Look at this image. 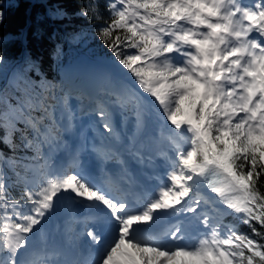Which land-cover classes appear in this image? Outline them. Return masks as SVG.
Segmentation results:
<instances>
[{"label":"snow or ice","instance_id":"6c2138e0","mask_svg":"<svg viewBox=\"0 0 264 264\" xmlns=\"http://www.w3.org/2000/svg\"><path fill=\"white\" fill-rule=\"evenodd\" d=\"M38 3L37 23H58L61 40L82 41L86 21L106 59L69 86L47 78L26 31L0 36V264H264V0ZM13 6L0 4V24ZM130 162L166 166L154 193L133 191ZM65 202L83 210L71 247L86 237L89 257L35 243Z\"/></svg>","mask_w":264,"mask_h":264},{"label":"trees","instance_id":"16d2710c","mask_svg":"<svg viewBox=\"0 0 264 264\" xmlns=\"http://www.w3.org/2000/svg\"><path fill=\"white\" fill-rule=\"evenodd\" d=\"M55 2V0H50ZM65 3L70 9L77 7L78 0H65ZM0 4L7 7L9 4L14 6L8 8L5 19L0 24V36H10L26 31L28 34V46L31 48L34 56L42 57L43 70L49 80L59 82L62 77L66 79V83L70 80L68 74L62 71V66L70 62L73 58L82 54L90 59H99L104 61L106 59L104 53L105 49L103 45L95 38L94 29L87 28L86 21H80L77 26H85L87 35L78 43H69L68 41L61 40L64 35V28L58 23L44 20L36 21L37 14H43L44 9L38 3V0H0ZM33 4L36 6L33 7ZM15 5H19L16 7ZM37 27L43 29L44 35L37 39L32 35L36 31ZM57 31L59 35L56 38V42L62 43V56L58 61H54L50 57V52L54 46L53 41L49 40V36ZM68 31H71L69 28ZM23 49V44L20 41H9L4 45V51L6 55L12 59L17 58ZM68 84V83H67ZM69 85V84H68ZM8 89L9 93L11 89L8 86V81L3 73H0V96L4 94V90ZM2 100H0V107H2ZM241 231H248L246 227H242Z\"/></svg>","mask_w":264,"mask_h":264},{"label":"rangeland","instance_id":"374dc122","mask_svg":"<svg viewBox=\"0 0 264 264\" xmlns=\"http://www.w3.org/2000/svg\"><path fill=\"white\" fill-rule=\"evenodd\" d=\"M101 62L102 61L89 59L88 57L83 56L82 54H80L77 57L73 58L70 62L64 64L62 66V71H64L66 74H68L69 77L76 76L77 80H82V79L86 78L90 73H92L100 65ZM68 84H70V83H68ZM133 120H134V117L131 116V114H130L129 115V124H131V122ZM88 137H89V140H90L92 137H96V138L99 137V135L94 131V135L88 136ZM103 146L106 147V146H108V144L105 143L103 140H101V143H99L97 145V147L105 148ZM66 209H68V208H67V204L65 203L62 206L61 210H66ZM61 210L55 216L52 217L50 223L48 224V226L44 230L43 237L37 236L35 238L38 246L42 245V244L46 245L47 243H48L47 245H49L50 243H51V245L58 244V239L57 238H55V237L51 238L50 227H52L54 225L60 226V223H59L58 219H60ZM73 211H70V220L68 222L71 231H69V233H66V236L68 237V239L70 241V243H69L70 246L72 244V239L71 238L75 237L79 233V229L77 228L75 220H74L75 212H73ZM161 218L165 219L163 216ZM173 218H175V217H173ZM77 247H80L79 249H80L81 253H83V250H87L86 247L91 249V250H93V248H91L89 246V244L87 242V238L84 237V236H80L79 239L76 240L74 249L77 250Z\"/></svg>","mask_w":264,"mask_h":264},{"label":"bare ground","instance_id":"6f19581e","mask_svg":"<svg viewBox=\"0 0 264 264\" xmlns=\"http://www.w3.org/2000/svg\"><path fill=\"white\" fill-rule=\"evenodd\" d=\"M87 119H89V118H87ZM92 140V139H91ZM63 155H64V157L66 158L67 156H65L66 154H64V153H62ZM89 155H91V157H92V160L93 161H96L97 162V157L95 156V154H92V153H88ZM64 158V159H65ZM66 161H63V165L64 166H66L67 165V163H68V158L67 159H65ZM92 162V161H91ZM92 163H94V162H92ZM66 204H67V208L68 209H66V210H61V214H60V221H59V223H60V226H57V225H54V226H52V227H50V231H51V238H53V237H55V238H57L58 239V244L60 243V240H66L67 239V237H66V229H68V230H70L69 229V224H68V222H69V220H70V211H73V212H81V211H83L82 209H79V208H77V207H75V206H73V205H71L69 202H65ZM167 218H172V216H168ZM160 222H162V219H158L157 220V222H156V224L157 223H160ZM62 225V226H61ZM35 242H36V239H35ZM36 244H37V242H36ZM38 245V244H37ZM55 247H58V245H54ZM53 247V246H52ZM63 249V251L65 252V253H67L69 256H71V255H73V253L75 252L76 254H80V256H82V257H88L89 256V254H90V252L88 251V250H83V253H79V252H77V250H75V249H72L71 248V246L68 244V243H66V245H65V247L64 248H62Z\"/></svg>","mask_w":264,"mask_h":264}]
</instances>
